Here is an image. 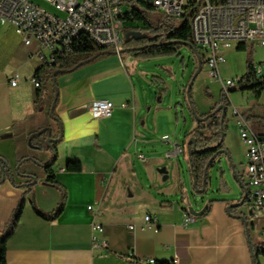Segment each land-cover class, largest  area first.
I'll return each instance as SVG.
<instances>
[{"label": "crops", "instance_id": "crops-1", "mask_svg": "<svg viewBox=\"0 0 264 264\" xmlns=\"http://www.w3.org/2000/svg\"><path fill=\"white\" fill-rule=\"evenodd\" d=\"M38 51L36 42L26 46L10 26L0 24V159L8 165L17 185L10 176L0 181V234L18 203L24 202L18 224L5 243L4 264H148V260L253 264L251 250L264 242V217H248L244 223L237 218L243 211L225 212L231 203L226 200L231 175L217 170L218 189L208 201L207 212L192 216L186 226L185 205L174 198L179 182L175 181L169 193L173 201L168 202L165 190L159 186L148 189L134 178L133 159L149 150L148 136L160 132L167 136L162 132L168 126L171 129L168 113L172 102L166 103L164 95L152 101L150 89L145 87L147 76L153 72L139 68V61L114 52L55 80H46L37 99L31 78L44 66ZM196 67L197 60L194 71ZM203 68L206 70L204 64ZM13 80L15 86L11 85ZM93 100L113 104L109 119L90 116L88 108ZM44 128L53 130V135L59 132L51 168L59 188L47 184L43 174L30 191L18 186L27 179L17 176V165L23 160L21 167L30 168L33 151L38 156L36 162L51 161L49 151L39 157V150L29 144V136ZM242 154L244 158V149ZM139 156L152 168L169 165L176 169L177 159H166L165 154V160L154 151ZM68 161L80 162L81 171L66 172ZM166 173L168 180L169 170ZM152 178L155 184L162 181L158 173ZM232 179L236 178L232 175ZM62 194L64 206L55 219L47 221L35 213L34 207L43 214L52 213ZM196 204L195 212L199 213L205 204ZM244 212L247 214V209ZM147 215L155 218L156 231L143 229ZM93 222L101 225L97 239L105 242V248L93 246ZM258 264H264V258L260 257Z\"/></svg>", "mask_w": 264, "mask_h": 264}, {"label": "built area", "instance_id": "built-area-1", "mask_svg": "<svg viewBox=\"0 0 264 264\" xmlns=\"http://www.w3.org/2000/svg\"><path fill=\"white\" fill-rule=\"evenodd\" d=\"M45 1L64 16L49 13L30 0H0V24L10 26L24 45L36 42L39 47L36 55L43 65L53 64L57 56L71 54L81 36L99 47H111L116 54L121 53L123 6L120 0ZM149 7L171 18H182L193 10L191 41L207 76L220 84L221 93L227 98L236 80L224 81L219 75V65L226 62L223 51L240 44L264 49V0H149ZM31 82L35 88L39 87L34 77ZM15 84L13 80L11 85ZM113 108L110 101L93 100L88 111L93 119L103 120L111 117ZM235 116L244 148L247 216L255 220L264 217V137L257 136L241 116L236 113ZM160 141L170 146L166 159H177L183 152L182 146L169 136H162ZM191 221L192 216L185 210L183 224L186 226ZM128 229L133 230V226ZM143 229L156 231L155 218L145 216ZM101 231L99 223L91 224L93 246L105 248V242L97 239ZM262 236L264 239V229ZM150 262L154 261H147Z\"/></svg>", "mask_w": 264, "mask_h": 264}, {"label": "rangeland", "instance_id": "rangeland-1", "mask_svg": "<svg viewBox=\"0 0 264 264\" xmlns=\"http://www.w3.org/2000/svg\"><path fill=\"white\" fill-rule=\"evenodd\" d=\"M36 6L44 9L45 11L55 14L58 17H63V13H60L54 9L45 0H30ZM123 12L125 7H122ZM147 16L150 22L154 25L161 21V16L158 12H149ZM183 18H173V23L175 25L180 24ZM122 45H123V35L121 34ZM109 51L113 50L108 47ZM116 54V53H115ZM179 56L175 57H157L152 59H136L131 52H121L120 55L124 57H130L133 60L139 61V68L147 70L149 74L147 79L149 83L145 87L150 89V96L152 101H157L160 96L164 95V100L167 103L168 100L172 102L171 111L168 113L170 116V128L166 127V132L171 139L177 140L182 146L183 153L176 160L175 171L171 170L169 165L164 166L166 171L169 170L168 180L159 181V185L153 183L152 176L157 174L158 168H152L150 162H142L139 159V155H146L148 152L154 151L155 153H160L161 158L168 151V149L161 143V132L160 134H151L148 136V143H150L149 150H143L144 154H139L138 159H133V164L131 170L134 173V178L139 181L144 187L150 189L165 190L164 197L168 198L166 201L171 202L173 198H170L169 193L173 190L175 186V181L179 182V191L176 197L178 202L185 205V208L191 207L194 211L196 210V203L208 204L211 197L216 195V190L218 189L217 184V170L221 168L224 172L231 175L230 178V194L227 195L229 204H237L241 201L242 189L239 183L246 185L247 177L245 173V160L243 158V145L238 136V130L236 125L237 116L242 113H247L252 111L254 115L264 118V91L257 97L251 90H241L240 85H238L237 80L245 73V62L247 59H252L253 65L258 73L259 67H261V75L259 81L264 83V49L260 47L246 46L245 51H237L236 46H231L230 48L223 51L226 63L219 66L220 77L222 80H236L234 87L230 89L231 92L228 94V108L225 113V118H223V130H224V142L223 145L225 149L229 152L231 160L229 161L225 155H220L217 163L208 172V184L204 194L198 195L194 194V190L190 186L189 170H188V146L187 142L191 138L189 134L196 127V118L191 114L188 104L186 102L187 86L194 74V69L196 66V59L193 52L185 46H181L178 51ZM244 71V72H243ZM243 73V74H242ZM240 74H242L240 76ZM156 78L158 84L154 81ZM160 77V78H158ZM164 88V92L160 91ZM207 92V94H206ZM152 94V95H151ZM192 100L199 114H205L210 112V110L219 102L221 95V86L218 82L209 80L207 77V72L203 68L200 74L196 77L192 85ZM176 105V109L174 108ZM176 117V119H175ZM258 124L257 121L251 120L248 125L251 130L256 133H262L264 135V121ZM162 128V127H161ZM169 129V131H168ZM48 140H45V145H48ZM146 143V145H148ZM158 143L159 145H155ZM145 145V146H146ZM42 152H47L45 148L40 149L38 153L43 156ZM32 165L30 168L21 167L20 170L27 172L35 177H40L43 175V167L49 162H43L42 160L36 162L37 153L33 151L32 153ZM41 159V158H40ZM164 159V158H163ZM165 160V159H164ZM230 164L235 168L237 176H239V181L232 179V172L230 170ZM161 186V187H160ZM162 199V198H161ZM172 199V200H171ZM196 202V203H194ZM196 204V205H195ZM247 209L246 203L238 208H234L232 212H241L246 214L244 210ZM141 212V211H140Z\"/></svg>", "mask_w": 264, "mask_h": 264}, {"label": "trees", "instance_id": "trees-1", "mask_svg": "<svg viewBox=\"0 0 264 264\" xmlns=\"http://www.w3.org/2000/svg\"><path fill=\"white\" fill-rule=\"evenodd\" d=\"M125 11L120 16L122 23V35L123 46L121 52H131L136 59H152L157 57H175L179 56L178 51L181 46L188 47L193 54L196 53V48L191 41L190 32V18L193 14V10H189L183 18L180 24L175 25L173 18L161 16V21L157 22L156 25L152 24L147 16V13L154 12L144 0H120ZM246 45H237V51H245ZM114 54L113 50L108 47H99L91 42L87 37L81 36L77 41L74 51L69 55L57 56L53 64L49 66H43L40 71H43V75L40 71L34 76L38 81L39 87L37 88V99L40 98L42 93V87L46 80L53 78L56 79L58 75L69 73L75 69L91 63L104 56ZM197 54V53H196ZM201 61V69H203V62ZM45 67V68H44ZM256 69L253 65L252 59H247L245 62V73L237 80L241 90H251L258 97L264 91V83L259 81ZM154 78V77H153ZM156 80V78H154ZM158 84L157 80L154 81ZM164 92V88H161ZM192 90L190 89L186 95V102L188 104L191 114L196 118V127L189 134L191 138H194L195 148L198 152L192 153L190 151L188 156V170L190 176L191 186L193 182L196 184V188L200 189L202 182V175L205 164L211 158V156L219 150H226L224 141V128L222 123V129H220V116L221 110L217 113H213L219 105H223L228 108V98L222 93L219 98V102L205 114H198L194 107V103L191 95ZM229 92H231L229 90ZM207 94V92H206ZM38 103V100L36 101ZM226 113V112H225ZM225 118V116H224ZM241 118L249 123L251 120L257 121L258 124L264 121V118L256 116L252 111L242 113ZM224 122V120H223ZM59 131V127H58ZM57 135H53V130L50 128H44L40 131L34 132L29 136V144L31 148L40 150L45 148L51 153V161L43 167V174L47 176L45 182L52 187L58 189L59 186L54 182L51 177L52 166L56 160V139ZM256 134V133H255ZM257 136L264 135L262 133L256 134ZM222 138V142L220 141ZM48 140V145H45V140ZM59 140V139H58ZM214 147V148H213ZM227 151V150H226ZM228 152V151H227ZM23 160L19 161L17 165V176L22 179H27V182L18 185L21 187H28L30 191L37 181V177L21 171L20 167ZM215 161H212L209 165L208 171L213 168ZM64 170L69 173H78L81 171V164L78 161H68L65 164ZM0 171L1 180L3 181L6 177H11V171L6 162L0 159ZM239 180V176H237ZM11 182L17 186L11 177ZM194 190V188L192 187ZM65 202V195L62 194L57 208L50 214H43L34 207L35 213L43 218L44 220L50 221L55 219L62 211ZM24 206L23 200H21L15 208L9 223L5 227L3 233L0 234V264H4L5 254V243L7 239L13 234L22 209ZM185 211L186 208H183ZM207 212V208L204 213ZM253 264H258L260 257L264 258V242L254 251L251 250ZM153 264H174L166 261H154Z\"/></svg>", "mask_w": 264, "mask_h": 264}, {"label": "water", "instance_id": "water-1", "mask_svg": "<svg viewBox=\"0 0 264 264\" xmlns=\"http://www.w3.org/2000/svg\"><path fill=\"white\" fill-rule=\"evenodd\" d=\"M197 53V52H196ZM194 53V56L197 60V67L196 70L187 86V92L192 88L193 82L196 79V77L198 76L200 69H201V61H200V57L198 56V54ZM219 110H221V116H220V129H222V123H223V118L225 116V112H226V108L223 105H219L215 111L213 113H217L219 112ZM222 142V138L220 140ZM187 146H188V156L190 151L192 153H196L198 152L195 148V141L194 138H190L187 142ZM214 148V147H213ZM220 155H225L226 158L229 160V154L226 150H219L216 153H214L211 158L207 161V163L205 164L204 170H203V175H202V182H201V187L200 189L196 188V184L195 182H193L192 187L194 188V194H198V195H202L205 193L206 188H207V184H208V169H209V165L212 161H215V164L217 163V160L219 158ZM230 161V160H229ZM230 170L233 174V176L236 178L237 180V174L234 171L232 164H230ZM17 171V170H16ZM157 173L161 175L162 181H166L167 179V173H166V169L165 168H160L157 170ZM238 182H240L238 180ZM239 186L242 189V197H241V201L237 204H229L226 206L225 208V212L228 215H231V210L234 208H238L240 206H242L244 203H246V198H247V189L245 187V185H242L241 183H239ZM207 208V204L204 205V207L199 211V213H196L191 207H188L186 210L189 212V214L191 216H196V215H202L204 214L205 210ZM237 218H239L242 222L245 223L246 219L248 218L247 214H243L237 216Z\"/></svg>", "mask_w": 264, "mask_h": 264}, {"label": "bare ground", "instance_id": "bare-ground-1", "mask_svg": "<svg viewBox=\"0 0 264 264\" xmlns=\"http://www.w3.org/2000/svg\"><path fill=\"white\" fill-rule=\"evenodd\" d=\"M144 2L149 6V0H144ZM173 263L176 264L177 262L174 261Z\"/></svg>", "mask_w": 264, "mask_h": 264}]
</instances>
